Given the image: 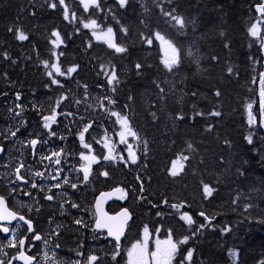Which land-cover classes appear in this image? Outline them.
<instances>
[{
  "label": "trees",
  "instance_id": "obj_1",
  "mask_svg": "<svg viewBox=\"0 0 264 264\" xmlns=\"http://www.w3.org/2000/svg\"><path fill=\"white\" fill-rule=\"evenodd\" d=\"M99 4L85 10L81 0H65L66 20L59 0H0L2 147L25 138L26 131L42 136L36 127L59 112L65 123L57 120L62 125L57 134L64 135L69 120L75 130L72 152L83 153L79 135L87 126L117 138L116 131L111 134L114 118L101 110L108 104L136 133L137 159L129 162L124 146L120 154L113 147L118 171L113 164L106 167L110 177L99 181L96 191L102 184L122 190L127 197L122 209L133 215L132 234L139 239L145 228L151 237L157 229L161 237L171 232L179 263L191 251L190 264H233L232 252L239 264H264V15L257 10L264 0ZM166 13L183 18L184 27ZM92 20L98 27L86 28ZM259 22L253 36L250 30ZM108 28L125 52L93 34ZM19 30L27 40L16 38ZM156 33L177 49L179 64L172 71L165 67ZM73 67L77 70L68 72ZM113 70L118 81L110 84ZM17 95L22 102L15 101ZM10 158L15 164L21 155L6 161ZM177 160H183V170L173 176ZM100 174L95 166L92 176ZM206 185L215 197L204 192ZM185 214L191 225L181 219Z\"/></svg>",
  "mask_w": 264,
  "mask_h": 264
},
{
  "label": "flooded vegetation",
  "instance_id": "obj_2",
  "mask_svg": "<svg viewBox=\"0 0 264 264\" xmlns=\"http://www.w3.org/2000/svg\"><path fill=\"white\" fill-rule=\"evenodd\" d=\"M26 135L25 138L3 148L4 151L0 156V197L4 198L10 212L15 213L17 217L23 216L25 220L31 222L32 230H29L28 225L19 219L13 223L5 219L4 224L0 223V229L9 228L8 232L0 230V261H3V264H25L19 260L21 253H25L32 258L31 264H90L92 256L97 257L94 264H122V262L128 264V253L142 241V237L138 239V234L133 236L132 230L129 229L125 241L117 247V243L108 239L106 233L95 229L96 198L104 192H121L104 184L96 191V184L110 177L102 175L106 167L113 164L115 171H118V157L111 163H108L109 160L99 159V162L93 165L92 172L90 169L88 181H84L82 166L78 164L82 153L73 154L72 147L59 150L56 147V140L53 139L47 140L42 137L26 139ZM32 140H38L35 150L37 154L33 155L29 149L26 156L27 163L32 165L33 169L41 163L44 164L43 178L35 182L28 179L23 170L19 173L16 170L14 173L8 172L10 164L14 165L13 167L27 164L25 161L21 162L24 160L21 149L28 150V144ZM3 142L4 140L0 138V147ZM54 152H59L61 155L53 156ZM15 153L21 155L18 163H12L11 158L10 161H6ZM74 157L77 158L76 161ZM56 159L60 160L59 164L55 163ZM95 166L101 168V174L93 177ZM65 180L68 183H64ZM33 184L36 187H33ZM73 184L76 185L75 188L72 187ZM48 196L53 199H47ZM126 199L122 194L119 201L108 206V213L114 215L120 212ZM73 204L77 206L73 207ZM76 220H82V224H77ZM140 230L142 231V228ZM36 235L41 239L36 240ZM20 240L24 241L23 246L19 244ZM13 243L16 246L10 247L9 245ZM187 254L188 252L180 258V263L177 262L178 258L175 255L171 264H190L192 257L189 261ZM146 261L147 264H159L160 255H150Z\"/></svg>",
  "mask_w": 264,
  "mask_h": 264
},
{
  "label": "snow or ice",
  "instance_id": "obj_3",
  "mask_svg": "<svg viewBox=\"0 0 264 264\" xmlns=\"http://www.w3.org/2000/svg\"><path fill=\"white\" fill-rule=\"evenodd\" d=\"M119 2H120V5L122 7H124V6L127 5L128 0H119ZM81 3L84 5L85 10H87L89 7H93V6L96 7L97 9L100 8L99 0H81ZM59 4L64 6V18L66 20H68L69 19V10L67 8V5H65V0H59ZM50 7H52L53 9H55L57 7V5H56V3H52L50 5ZM257 10L262 15H264V6L259 7ZM166 15L170 16L177 24L180 25L181 28L184 27L185 22H184L183 18H181L179 16H174V15H172V13H166ZM72 18L73 19L75 18L74 14H73ZM84 26L86 28H92V29H96L98 27L97 22L95 20H92L89 24H85ZM9 31H13V29L12 28H9ZM112 31L113 30L111 28H108L107 29V32H102L100 34H97L94 31L93 34L97 36V39L98 40L99 39H104L105 42L108 44V47L109 48H113L116 52H118V53L125 52L126 49L124 47L118 46L116 43L113 42V40H112ZM250 31H251V34L253 36H258V34H259V25L253 26ZM53 35L57 37V40H59V33L58 32H54ZM16 38L18 40L25 41V40L28 39V36L22 30H19L17 32ZM156 39L160 40L162 42V44L167 45V48L171 50L172 56L169 57V58H167L164 61V64H165V67L167 68L168 71H172L173 68L176 67V66H178V64H179V57H178L177 49L171 44V42L165 40L164 37L161 36L159 33H156ZM146 42L149 43V44H151L152 43V40L151 39H148ZM54 43H56V41H54ZM189 54L191 55V53H189ZM4 55L7 58V54L5 53ZM45 67L46 68L48 67V64L47 63H45ZM136 67H137V69H140L141 68V65L140 64H137ZM76 70L77 69L75 67H73V68L68 69V72L71 73V72H75ZM229 71H231V69H229ZM56 72L58 74H61V75L64 74V73H62L60 71L59 67H56ZM48 75L51 76L52 73L49 72ZM117 81H118V77H117L115 71L113 70L110 73V79H109L108 82L110 84H112V83L117 82ZM53 83H58V81L53 80ZM262 83H264V82H262ZM216 95L219 96L220 93L217 92ZM261 97H262V103H264V89H262V91H261ZM17 99H20L19 95H17ZM17 114H19V113H17ZM113 115H118V114L117 113H113ZM211 115H213V116H219L220 113L219 112H213V113H211ZM180 118L182 119L183 117H180ZM45 120L46 121H52V122H54L55 121V116L45 117ZM121 125L125 129V131H122L120 133L121 138H122V142H123V137L125 136V133L126 132L129 133V134H131L132 136H136V133L135 132H132L131 129L128 127L127 117H122L121 118ZM44 126L46 128H48L49 127V124L48 123H45ZM87 131H88V128L86 127L84 129V132H87ZM11 135L14 136L15 135V132H11ZM53 135H54V133H53ZM80 139H81V141L84 140V135L83 134H81ZM30 143H31V145L33 147H35V145L38 143V141L37 140H32ZM249 143H251V137H249ZM84 147L87 148V147H89V145L85 144ZM189 147H191V145H189ZM3 151H4L3 147H0V152H3ZM60 155H61V153H59V152H54L53 153V156H57L58 157ZM130 156H131V162L132 163H135L136 162V156H135V154L130 152ZM46 158L47 159H51V157H46ZM82 158L85 159V160H88L89 159V157H86V156L85 157H82ZM92 159L95 160V157H92ZM104 159H106V160H115L116 157L113 156L111 154V151H110L109 152V155L106 156V157H104ZM183 159H187V157H183ZM55 163L56 164H59L60 163V160L59 159H56L55 160ZM21 167H23V165H21ZM182 170H183V165H181L180 168H179V170H177V162H174L173 165H172L171 175L176 176V175L179 174V171H182ZM16 171H17V173H19L20 172V168H17ZM82 171L84 172L83 180L84 181H88L89 174H90L89 167H85L84 169H82ZM36 175L37 176H43V173L37 172ZM102 175L107 176L108 173L107 172H104V173H102ZM18 178H21V177H18ZM64 183H68V181L65 180ZM32 186L33 187H36L35 184H33ZM57 187H59V185H57ZM72 187L75 188L76 185L73 184ZM117 191H122V190L121 189H117ZM204 192L208 196H211L213 194V189L206 185L204 187ZM47 199L51 200V199H53V197L48 196ZM3 206H4V198L3 197H0V208H3ZM76 206L77 205L73 204V207H76ZM98 207H99V205H98ZM173 207H177V206L176 205H173ZM120 215H121V217H123V219L121 221L120 226L117 227V228H114L113 226H111L108 223H106V221H105V219L103 217L101 219H98L96 221V228L97 229L107 228L108 229V235L109 236H112L117 241V247L119 246L120 237L123 234L124 225L127 223L128 219H130V214L128 213L127 209H125ZM201 215H203V213H201ZM5 219H7L9 221L11 219H19L21 221H24V223L28 225V229L29 230H32V225H31V222L30 221L25 220V218L23 216L17 217V215L15 213L8 212L6 210V208H3V211L0 212V220H5ZM108 219H112V218L109 217ZM181 219L186 220L189 225H191L193 223L192 218L190 216H188L187 214L183 215L181 217ZM76 223L77 224H82V220H76ZM0 230H2L3 232H8L9 231V228L3 227ZM144 231H145V234L147 235L148 229L145 228ZM13 239H15V238L13 237ZM35 239L36 240H40L41 237L39 235H36L35 236ZM186 242H187V237H185L184 240L179 241L180 244H183V243H186ZM164 243H165L166 247L163 248V249H161L159 247L160 241H157V253H153L152 255L153 256H157V254L160 255L159 264H171V260L174 258L176 252L178 251V245H177L176 242H173L172 241L171 237L169 238V240L165 241ZM19 244L21 246H23L24 241L23 240H20L19 241ZM9 246L10 247H15L16 245H15V243H13V244H10ZM57 247H58V245H57ZM146 248H147V242L146 241H145V244L143 246L142 245H139V244L136 245V246H134L133 250L129 252V257L131 258V264H147V261L145 259ZM230 254L233 256V259H234V262H235L238 254L236 252H232ZM191 257H192V252L189 251L188 254H187V259L190 261L191 260ZM20 258L25 260V264H31L32 258L24 256L23 253H21ZM113 258H115V256ZM96 259H97V257H95V256L90 257V264H94V262L96 261ZM0 264H3V261H0Z\"/></svg>",
  "mask_w": 264,
  "mask_h": 264
},
{
  "label": "rangeland",
  "instance_id": "obj_4",
  "mask_svg": "<svg viewBox=\"0 0 264 264\" xmlns=\"http://www.w3.org/2000/svg\"><path fill=\"white\" fill-rule=\"evenodd\" d=\"M260 24L261 23L259 22L256 25H259V27H260ZM105 32H107V31H105ZM98 34H100V33H98ZM112 40L115 43V39H114L113 34H112ZM98 41L107 44L104 39H99ZM159 43L161 44V48H162V52H163V59L165 61L167 58L172 56V52H171L170 49L167 48V45L162 44V42L160 40H159ZM15 101H20V100L19 99H15ZM20 102H22V101H20ZM101 110H102L103 114L106 115L107 117H109V118L113 117L114 119L117 120L114 123V128L115 129L111 130V134L114 131H116L117 138L113 137V140H112V136L110 138L107 135L109 132L107 130L105 132H103L100 126L94 128V129H92L89 126H87L88 131L84 132V135L86 134L85 135V140H83L84 143L82 142V146H81V148L85 149L86 151L83 152L82 154H80V156H79L80 157V161H79L78 164L82 166V169H84L85 167H89V169H91V172L93 170V165H95V164H97L99 162V159L101 158V156H103L101 159H104V157L109 155L110 151H111V154L113 155V153H114L113 147L115 149L117 148V152H118V154H120V147L124 146L126 152L129 155L128 156L129 162H131L130 152L134 153L135 156H136L135 143H137V141H136L137 137L136 136H132L131 134L126 132L125 136L123 137V142H122V138H121L120 133L122 131H125V129L121 125V118H122L121 115H119V114L118 115H113V113H111V109H110L108 104H105V106H102ZM251 110H252V107L249 106L248 107V114H249V119L252 122L253 119L251 117ZM55 115H56V118H55L54 122L46 121L44 119V120H42L41 126L40 127H36L38 131H40L41 133H45V134H42V136H39V137H42V138L47 139V140H50V139L56 140V147L59 150H64L66 148L70 149V147L74 148L73 147V144H74L73 140L75 138H74V134L73 133H74L75 130L73 128H71L69 120L66 122V125H64V127H65L64 128V135H62V134L55 135V134H57V133H59L61 131V126L62 125H60L59 122L65 123V120L60 117L59 112H56ZM91 122L94 123L95 121L92 120ZM45 123L49 124L48 128H46L44 126ZM128 127L131 129L129 123H128ZM27 130H28V128H27ZM29 130H30V128H29ZM131 131H132V129H131ZM47 133H50V135H48ZM53 133H54V135H53ZM101 133H102V135H101ZM26 134H27L26 135V139H29L31 137L36 136V135L28 134V131H26ZM79 136H81V134ZM77 140L79 141V137L77 138ZM75 143L77 145L78 142L75 141ZM85 144H88L89 147H87V148L84 147ZM21 150L23 151L22 157L24 159V160H21V162L25 161L27 163L26 156L29 153V144H28V150H23V149H21ZM42 151L44 152L45 148ZM41 155H42V152L40 154V157H41ZM85 156L89 157V159L85 160V159L82 158V157H85ZM121 156H120V159H121ZM92 157H95V160H93ZM136 159H137V156H136ZM76 160H77V158L74 157V161H76ZM175 162H177V170H179L180 166L182 165L183 160H177ZM41 164L40 165L37 164L38 166L36 168H34V169L31 167L32 165H28V163L23 165L24 167H20V166L19 167H13L14 165L10 164L9 168H8V170H9L8 172L14 173L17 168H20L21 170H23V172L25 173V175L27 176L28 179H30L31 181L35 182V181L41 180L43 178V176H37L36 175L37 172L43 173L42 169H43V165L44 164H42V165ZM172 165H171L170 172H172ZM180 172L181 171H179V173ZM213 197H215V195H212L211 198H213ZM167 240H169V238L165 239V240L161 239L160 238V232H157L155 237H151L150 235L149 236L148 235H144L142 237V241L139 242L138 244L143 246L145 244V241L147 242L146 255H145V259L147 260L148 258H150V255H152L154 252H157V241H160L159 247L161 249H163V248L166 247L164 242L167 241ZM133 248L130 251H132ZM150 250L153 253L150 252ZM128 261H129L128 264H130L131 258L129 257V253H128Z\"/></svg>",
  "mask_w": 264,
  "mask_h": 264
},
{
  "label": "water",
  "instance_id": "obj_5",
  "mask_svg": "<svg viewBox=\"0 0 264 264\" xmlns=\"http://www.w3.org/2000/svg\"><path fill=\"white\" fill-rule=\"evenodd\" d=\"M36 145H35V147L32 146L33 149L36 148ZM1 154H2V152H0V156H1ZM83 175H84V172H83ZM120 198H122V196H121V193H119V192H104V193H101L95 200V212H96V215H97V220L101 219L103 217L105 219L106 223H108L109 225L113 226L114 228L119 227L120 224H121V221L123 219V217H121L120 214L125 209L121 210L117 214L111 215L110 213H108L107 208H108V206L111 203L119 201ZM98 205H99V207H98ZM3 208H6V210L8 212H10L8 210L7 205L5 204V202H4ZM3 208H0V212L3 211ZM127 211L130 214V219H128L127 223L124 225L123 234L120 237L119 244H121L125 240L126 235H127V231H128V226H129L130 222L133 219V216L131 215L130 211L128 209H127ZM109 217L112 218V219H108ZM15 220H17V219H11L9 222L13 223ZM5 222H6L5 220H0L1 224H4ZM95 229L98 232H104V233H106L108 235V229L107 228L97 229L96 225H95ZM108 239H110L112 241H115L117 243V241L112 236L108 235ZM23 254H24V256L28 257L25 253H23ZM19 260H20V262H25L24 259L19 258ZM31 263H32V261H31Z\"/></svg>",
  "mask_w": 264,
  "mask_h": 264
},
{
  "label": "bare ground",
  "instance_id": "obj_6",
  "mask_svg": "<svg viewBox=\"0 0 264 264\" xmlns=\"http://www.w3.org/2000/svg\"><path fill=\"white\" fill-rule=\"evenodd\" d=\"M109 192H112V191H109Z\"/></svg>",
  "mask_w": 264,
  "mask_h": 264
}]
</instances>
